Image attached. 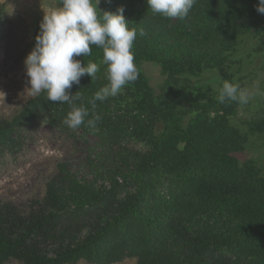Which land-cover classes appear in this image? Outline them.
Segmentation results:
<instances>
[{
    "label": "trees",
    "instance_id": "trees-1",
    "mask_svg": "<svg viewBox=\"0 0 264 264\" xmlns=\"http://www.w3.org/2000/svg\"><path fill=\"white\" fill-rule=\"evenodd\" d=\"M258 3L195 0L180 20L153 13L147 0L108 2L103 11L124 7L129 27L145 33L132 48L138 78L122 88L125 96L96 101L93 108L94 94L109 81L102 49L92 46L90 56L74 59L82 66L97 63L99 71L68 91L89 112L78 128L82 139L93 134L113 152L101 174L109 185L82 181L61 162L45 196L27 212L0 201V264H115L126 258L137 264H264V177L230 155L243 148L230 123L237 102H220L215 117L208 95L181 91L170 95L178 98L170 105L154 95L141 69L156 61L174 80L202 71L210 55L229 48L240 16ZM186 100L190 106L178 116L177 104ZM69 111L67 103L48 101L41 92L13 118H1L0 158L21 149L27 132L42 122L76 137L63 123ZM94 114L100 119L90 126ZM159 125L164 131L158 134Z\"/></svg>",
    "mask_w": 264,
    "mask_h": 264
},
{
    "label": "rangeland",
    "instance_id": "rangeland-1",
    "mask_svg": "<svg viewBox=\"0 0 264 264\" xmlns=\"http://www.w3.org/2000/svg\"><path fill=\"white\" fill-rule=\"evenodd\" d=\"M109 1L100 0L98 7L103 11ZM61 6L62 0H0V119L13 118L35 97L26 90L29 85L24 61L35 46V32L44 11ZM256 13L255 9L240 16L238 34L229 48L210 55L198 73H185L174 80L156 61L143 62L141 69L154 95L170 105L178 103V98L171 100L170 95L179 96L181 91L198 97L208 95V112L212 117L219 112V90L224 80L248 90L249 102L237 103L230 118L231 125L242 135L243 148L230 155L242 167L252 166L264 177V15L255 19ZM170 79L173 82L169 84ZM116 96H125L123 89ZM189 106L187 100L177 104L176 114L185 115L183 108ZM190 119V115L184 116L185 125ZM75 131L73 137L46 122L30 129L21 149L0 158V201L13 202L27 212L36 200L45 196L47 184L61 162H68L82 181L95 183L96 187L109 185L101 174L108 169L107 163L112 162V150L97 136L86 134L84 140L81 129ZM163 131L164 126L159 125L156 133ZM7 264L22 262L11 259ZM115 264H137V259L126 258Z\"/></svg>",
    "mask_w": 264,
    "mask_h": 264
},
{
    "label": "clouds",
    "instance_id": "clouds-1",
    "mask_svg": "<svg viewBox=\"0 0 264 264\" xmlns=\"http://www.w3.org/2000/svg\"><path fill=\"white\" fill-rule=\"evenodd\" d=\"M100 0H62V6L50 12L44 11L35 37V46L27 55L24 64L31 95L47 93L51 102L67 103L70 111L63 123L76 130L85 123L89 112L85 107H78L74 101L79 97L70 90L79 85L81 77L88 75L91 80L99 71L97 63L88 62L82 66L74 57L90 56L92 46L103 52V64L107 65L109 83L94 94L90 103L95 108L96 101H105L116 96L124 86L138 78L134 63L133 44L141 30L129 27L124 16V7L116 11H102ZM195 0H147L149 9L164 18L184 20L193 8ZM258 13L264 15V0L256 6ZM248 90L224 80L219 90V100L247 104ZM100 119L94 114L87 124L94 126Z\"/></svg>",
    "mask_w": 264,
    "mask_h": 264
}]
</instances>
